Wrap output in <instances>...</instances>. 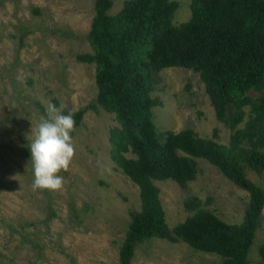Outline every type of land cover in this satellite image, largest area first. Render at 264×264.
Returning a JSON list of instances; mask_svg holds the SVG:
<instances>
[{
  "label": "rangeland",
  "instance_id": "1",
  "mask_svg": "<svg viewBox=\"0 0 264 264\" xmlns=\"http://www.w3.org/2000/svg\"><path fill=\"white\" fill-rule=\"evenodd\" d=\"M177 1L174 24L189 17L190 0ZM122 2L111 0L107 12H117ZM92 16L93 0H0V264H117L129 213L139 209L137 186L109 157L108 131L118 126L114 113L96 104L89 107L96 95L95 63L76 58L92 53L86 38ZM154 78L151 96L158 103L151 114L157 132L191 128L200 137L229 144L233 130L215 118L197 72L172 66ZM53 100L67 112L86 109L72 133V164L60 172L63 188L33 190L29 145ZM195 162L196 175L184 188L170 179L153 181L165 223L172 227L191 214L182 205L189 195L220 220L239 223L247 192L206 160ZM242 167L245 177L264 191V170L256 174L244 163ZM263 241L264 201L248 264H264L257 254ZM220 260L180 240L151 237L136 244L129 264Z\"/></svg>",
  "mask_w": 264,
  "mask_h": 264
},
{
  "label": "trees",
  "instance_id": "2",
  "mask_svg": "<svg viewBox=\"0 0 264 264\" xmlns=\"http://www.w3.org/2000/svg\"><path fill=\"white\" fill-rule=\"evenodd\" d=\"M178 5L123 0L109 14L111 0H93L86 33L92 53L76 56L95 63L96 95L89 107L114 113L118 126L108 131L109 157L138 188L139 209L129 213L117 264H129L136 244L151 237L180 240L218 255L221 264H248L264 201L262 187L246 178L242 167L256 174L264 170V0H190L189 17L174 24ZM172 66L198 73L215 118L233 130L227 146L191 128L157 132L151 114L158 103L151 96L154 75ZM248 90L259 94L247 96ZM85 109L73 111L76 125ZM195 158L247 192L239 223L200 208L194 195L182 202L190 215L172 227L165 223L153 181L170 179L184 188L196 175ZM257 254L264 263V241Z\"/></svg>",
  "mask_w": 264,
  "mask_h": 264
},
{
  "label": "clouds",
  "instance_id": "3",
  "mask_svg": "<svg viewBox=\"0 0 264 264\" xmlns=\"http://www.w3.org/2000/svg\"><path fill=\"white\" fill-rule=\"evenodd\" d=\"M65 105L49 102L46 117H41L29 145L33 166V190H60L65 184L61 171L67 172L75 156L72 133L74 113Z\"/></svg>",
  "mask_w": 264,
  "mask_h": 264
}]
</instances>
